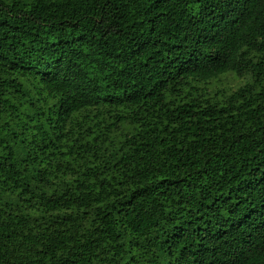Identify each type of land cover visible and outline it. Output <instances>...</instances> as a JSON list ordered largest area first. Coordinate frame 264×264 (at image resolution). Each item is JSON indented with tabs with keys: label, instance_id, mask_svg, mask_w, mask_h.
Wrapping results in <instances>:
<instances>
[{
	"label": "trees",
	"instance_id": "16d2710c",
	"mask_svg": "<svg viewBox=\"0 0 264 264\" xmlns=\"http://www.w3.org/2000/svg\"><path fill=\"white\" fill-rule=\"evenodd\" d=\"M0 264H264V0H0Z\"/></svg>",
	"mask_w": 264,
	"mask_h": 264
},
{
	"label": "rangeland",
	"instance_id": "374dc122",
	"mask_svg": "<svg viewBox=\"0 0 264 264\" xmlns=\"http://www.w3.org/2000/svg\"><path fill=\"white\" fill-rule=\"evenodd\" d=\"M247 78H240L233 72H227L221 74L219 77L214 78L209 84L208 89L212 92H219L218 97H222L224 94L229 93L233 89H236L239 85L243 84Z\"/></svg>",
	"mask_w": 264,
	"mask_h": 264
}]
</instances>
